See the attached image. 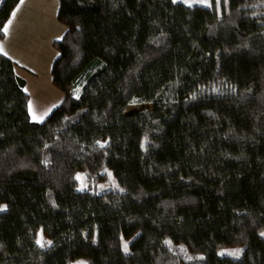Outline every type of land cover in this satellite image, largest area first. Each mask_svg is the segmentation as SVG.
I'll return each mask as SVG.
<instances>
[{
  "label": "trees",
  "instance_id": "trees-1",
  "mask_svg": "<svg viewBox=\"0 0 264 264\" xmlns=\"http://www.w3.org/2000/svg\"><path fill=\"white\" fill-rule=\"evenodd\" d=\"M58 1L43 122L0 54V264H264V0Z\"/></svg>",
  "mask_w": 264,
  "mask_h": 264
},
{
  "label": "crops",
  "instance_id": "crops-1",
  "mask_svg": "<svg viewBox=\"0 0 264 264\" xmlns=\"http://www.w3.org/2000/svg\"><path fill=\"white\" fill-rule=\"evenodd\" d=\"M29 1L34 0H22L13 10L9 21L5 26V28H7L5 36L3 39H0V47L3 48V51H0V54L5 55V53H7L5 56L14 62L17 75L25 80V91L29 96L28 105L30 116L33 121L41 123L62 103L64 94L52 84L51 65L53 66V63L57 58L53 57L55 55L53 51H51L50 54L51 63H47V66H45V63L43 62L30 61L31 59L26 60V64H22L17 59L18 53L21 55L22 52L30 48L31 42L34 41V36L32 34L37 29L35 27L40 23L39 19L42 14V12L37 9L36 4H27ZM39 1L44 2L45 0H36V2ZM55 14V17L58 19V13L56 12ZM61 29L62 28H59V31L64 37L66 30L63 29L61 31ZM58 35L60 34L53 35L52 37L54 38H50L47 44L53 45L55 41L61 40ZM49 73L50 77L48 76ZM36 81L45 82L49 85L50 89V91L41 94L40 98L37 85L34 83ZM33 97L37 98V100L40 99V104H38L37 101L32 109L30 102ZM33 114H35V117Z\"/></svg>",
  "mask_w": 264,
  "mask_h": 264
},
{
  "label": "rangeland",
  "instance_id": "rangeland-1",
  "mask_svg": "<svg viewBox=\"0 0 264 264\" xmlns=\"http://www.w3.org/2000/svg\"><path fill=\"white\" fill-rule=\"evenodd\" d=\"M175 2H183L188 6H208L209 0H174ZM36 4L37 9L42 12L40 15L39 19V24L36 25L35 32L32 34L34 36V41L31 42L30 48L25 50L24 52L21 53V55L18 53L17 59L19 60L20 63H25L26 60L31 59L30 61L33 62H43L45 63V66H47V63H51V51L54 52L53 57L58 56V51L53 47V45L47 44L48 40L52 37L53 35L60 34L58 35L60 39H62L63 34L59 31V28H62L66 30V27L60 23L57 19L56 12L58 13V8H59V1L58 0H45L44 2H36L34 1H29L27 4ZM56 9V11H55ZM43 10V11H42ZM54 15V17H53ZM52 67V65H51ZM50 77V73L48 74ZM45 77V76H44ZM43 78V76H42ZM37 85L38 92L40 94L39 98L41 97V94L45 93L46 91H50L49 85H47L43 81H36L34 82ZM80 92V91H79ZM79 92L77 93V97L79 95ZM38 101V104H40V99L37 100V98L33 97L30 104L32 105V109L35 106V103ZM162 105L161 104H136L132 105L128 109V113L131 112H137L140 110L148 109L153 112H158L161 109ZM48 115V114H47ZM96 177L100 178L99 180L92 179L91 181L87 178L85 174H80L78 176V181H79V188L80 190H92V191H97V192H102V191H107L111 190L114 188V181H113V176L110 172L106 171H101L96 175ZM0 212L5 211L7 209L6 205H0ZM41 237L43 238V241L45 242L43 246L37 242V244L42 247L43 249H47L51 246V242L48 239L47 234L43 230H39L36 235V241L40 240ZM50 242V243H47ZM242 251V248H225L219 250V255L220 256H230L237 258L240 256ZM235 253V254H234Z\"/></svg>",
  "mask_w": 264,
  "mask_h": 264
},
{
  "label": "snow or ice",
  "instance_id": "snow-or-ice-1",
  "mask_svg": "<svg viewBox=\"0 0 264 264\" xmlns=\"http://www.w3.org/2000/svg\"><path fill=\"white\" fill-rule=\"evenodd\" d=\"M5 31H7V28H5ZM0 51H3V48L2 47H0ZM7 53H5V55H6ZM30 108H31V106H30ZM34 115V117H35V114H33ZM0 210H2V209H0ZM39 244H41V246H43V244L45 243L44 241H43V238L41 237V239L40 240H38L37 241ZM47 243H50V242H47ZM235 254V253H234Z\"/></svg>",
  "mask_w": 264,
  "mask_h": 264
}]
</instances>
